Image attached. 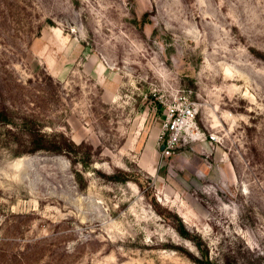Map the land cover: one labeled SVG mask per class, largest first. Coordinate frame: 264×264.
Masks as SVG:
<instances>
[{
  "label": "rangeland",
  "instance_id": "obj_1",
  "mask_svg": "<svg viewBox=\"0 0 264 264\" xmlns=\"http://www.w3.org/2000/svg\"><path fill=\"white\" fill-rule=\"evenodd\" d=\"M0 264H264V0H0Z\"/></svg>",
  "mask_w": 264,
  "mask_h": 264
},
{
  "label": "built area",
  "instance_id": "obj_2",
  "mask_svg": "<svg viewBox=\"0 0 264 264\" xmlns=\"http://www.w3.org/2000/svg\"><path fill=\"white\" fill-rule=\"evenodd\" d=\"M196 113V107L186 100L169 106L160 136L161 147H164L161 151L162 156L169 157L174 149L178 147L181 139L186 140L188 134L192 135L190 128L194 126ZM182 133H185L183 138Z\"/></svg>",
  "mask_w": 264,
  "mask_h": 264
},
{
  "label": "trees",
  "instance_id": "obj_3",
  "mask_svg": "<svg viewBox=\"0 0 264 264\" xmlns=\"http://www.w3.org/2000/svg\"><path fill=\"white\" fill-rule=\"evenodd\" d=\"M36 141L39 142V140H36ZM36 148H38V149H42V150L45 149V147H40V146H38V145H37ZM52 148H53V150H54L55 152H59V151H61V150L68 151L67 149H61V148L57 147L56 145H54Z\"/></svg>",
  "mask_w": 264,
  "mask_h": 264
},
{
  "label": "water",
  "instance_id": "obj_4",
  "mask_svg": "<svg viewBox=\"0 0 264 264\" xmlns=\"http://www.w3.org/2000/svg\"><path fill=\"white\" fill-rule=\"evenodd\" d=\"M164 149V147L162 146L161 148H160V151H162Z\"/></svg>",
  "mask_w": 264,
  "mask_h": 264
}]
</instances>
